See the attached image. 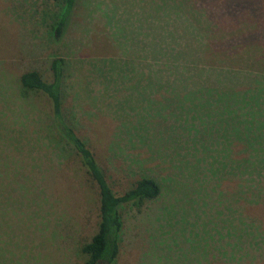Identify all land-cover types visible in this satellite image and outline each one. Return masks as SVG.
<instances>
[{
  "label": "rangeland",
  "instance_id": "rangeland-1",
  "mask_svg": "<svg viewBox=\"0 0 264 264\" xmlns=\"http://www.w3.org/2000/svg\"><path fill=\"white\" fill-rule=\"evenodd\" d=\"M60 4L0 0V264H82L96 230V184L47 96L19 82L28 70L50 81L54 57L61 113L112 190L140 176L160 187L119 207L114 264H264V196L237 201V143L226 159L219 138L206 153L190 140L223 111L202 113L197 89L264 92V0H74L55 37Z\"/></svg>",
  "mask_w": 264,
  "mask_h": 264
},
{
  "label": "trees",
  "instance_id": "trees-1",
  "mask_svg": "<svg viewBox=\"0 0 264 264\" xmlns=\"http://www.w3.org/2000/svg\"><path fill=\"white\" fill-rule=\"evenodd\" d=\"M74 0H61L60 11L52 25L55 37H59L63 28L67 14L69 13ZM61 59L54 57L51 59L49 69L51 80H43L40 73L35 70L24 71L19 76V82L23 89L38 90L43 92L51 107V114L56 129L61 138L71 146L78 156L81 166L84 168L90 179L98 188V221L96 230L90 239L80 246V251L85 255L82 264H114L118 254L119 231L121 228V217L119 207L127 203H141L145 200L155 198L160 187L158 183L149 176H140L131 182L130 186L123 192L117 194L109 186L103 172L99 168L93 151L87 143L75 133L61 113V95L59 91L61 77ZM216 90L207 87L204 90L197 89L200 97L196 106L203 108L208 117L217 115L215 120L210 119L208 132L203 134L206 137L197 136L198 131L191 137L193 150L201 149L205 153L211 148L205 146L208 139L219 138L221 144L216 149L214 156L228 158L227 148L232 141L238 145V151L233 158L235 176L240 183H237V190L234 195L239 203L249 207L258 203V197L264 196V105L261 106L255 101V97L264 98V92L260 94H250V89L221 96H213ZM220 91V90H219ZM218 91V92H219ZM220 93V92H219ZM207 95L204 99L203 96ZM237 95V96H236ZM200 101V104H199ZM221 103L220 105H218ZM224 103V105H223ZM264 103V101H263ZM216 104L221 106L222 112L214 109ZM209 108L214 109L215 114L209 112ZM211 110V111H212ZM221 123L222 126L219 124ZM231 123V124H230ZM191 125H187L185 130H190ZM216 126L219 134L216 133ZM234 131L233 136H226V131ZM213 131V132H212ZM199 144L197 146L196 143ZM228 161V160H227ZM222 165V159L218 160ZM223 166V165H222ZM249 220V219H248ZM252 223V220H249ZM249 222V223H250ZM242 228H247L245 220L241 219Z\"/></svg>",
  "mask_w": 264,
  "mask_h": 264
}]
</instances>
